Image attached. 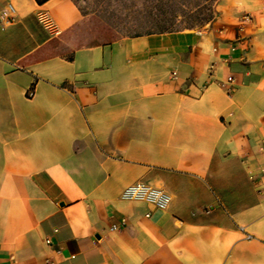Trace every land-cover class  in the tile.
<instances>
[{
    "label": "crops",
    "instance_id": "crops-1",
    "mask_svg": "<svg viewBox=\"0 0 264 264\" xmlns=\"http://www.w3.org/2000/svg\"><path fill=\"white\" fill-rule=\"evenodd\" d=\"M210 5L74 45L109 4L0 0V264H264V0Z\"/></svg>",
    "mask_w": 264,
    "mask_h": 264
},
{
    "label": "rangeland",
    "instance_id": "rangeland-1",
    "mask_svg": "<svg viewBox=\"0 0 264 264\" xmlns=\"http://www.w3.org/2000/svg\"><path fill=\"white\" fill-rule=\"evenodd\" d=\"M99 3L109 4L105 8L112 13L111 20H100L96 14L86 13L84 21L78 24L81 29H72L74 45L109 41L123 34L201 28L215 14L210 0H99ZM81 30L85 31L83 35Z\"/></svg>",
    "mask_w": 264,
    "mask_h": 264
},
{
    "label": "built area",
    "instance_id": "built-area-1",
    "mask_svg": "<svg viewBox=\"0 0 264 264\" xmlns=\"http://www.w3.org/2000/svg\"><path fill=\"white\" fill-rule=\"evenodd\" d=\"M8 6H9L8 7L9 10L13 9L11 4H9ZM250 17H251L250 13L248 12L243 13V15H241L240 17L239 24L246 23L248 20H250ZM0 19H4L7 21L9 19V15L6 12H4L0 14ZM231 48L234 49L235 47L231 46ZM232 80H233L232 76H227L226 80L223 81L224 83L222 84H227L230 87ZM26 94L27 96L32 95V90L29 89ZM260 169H261L260 174L261 177H263V182H264V161L262 162ZM119 196L124 200L144 201L157 209L166 208L169 202L171 201L170 194L164 188H162L161 186L160 187L153 186L143 181H136L134 183L125 186L121 190ZM146 215H148V213H146ZM125 222H126L125 218H121L119 222L110 224L109 229L110 230L119 229L121 226L125 224ZM45 240L46 242H49L48 238H46Z\"/></svg>",
    "mask_w": 264,
    "mask_h": 264
},
{
    "label": "trees",
    "instance_id": "trees-1",
    "mask_svg": "<svg viewBox=\"0 0 264 264\" xmlns=\"http://www.w3.org/2000/svg\"><path fill=\"white\" fill-rule=\"evenodd\" d=\"M37 2H39V3H41V2H43V1H45V0H36Z\"/></svg>",
    "mask_w": 264,
    "mask_h": 264
}]
</instances>
